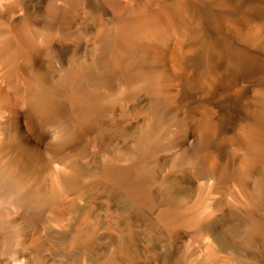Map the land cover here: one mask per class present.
Listing matches in <instances>:
<instances>
[{
    "label": "bare ground",
    "instance_id": "1",
    "mask_svg": "<svg viewBox=\"0 0 264 264\" xmlns=\"http://www.w3.org/2000/svg\"><path fill=\"white\" fill-rule=\"evenodd\" d=\"M188 239L264 264V0H0V264Z\"/></svg>",
    "mask_w": 264,
    "mask_h": 264
},
{
    "label": "rangeland",
    "instance_id": "2",
    "mask_svg": "<svg viewBox=\"0 0 264 264\" xmlns=\"http://www.w3.org/2000/svg\"><path fill=\"white\" fill-rule=\"evenodd\" d=\"M64 224H59V227H63ZM183 240L180 245L179 253L184 255L183 264H210L205 262L202 258V241L201 240ZM184 249V252H183ZM186 250V251H185Z\"/></svg>",
    "mask_w": 264,
    "mask_h": 264
}]
</instances>
